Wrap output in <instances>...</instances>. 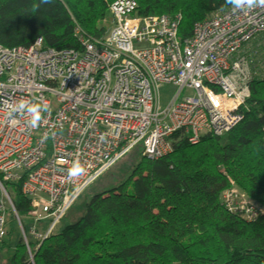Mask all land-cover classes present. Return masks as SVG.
Masks as SVG:
<instances>
[{"label": "built area", "instance_id": "2783aa9c", "mask_svg": "<svg viewBox=\"0 0 264 264\" xmlns=\"http://www.w3.org/2000/svg\"><path fill=\"white\" fill-rule=\"evenodd\" d=\"M109 12L103 41L76 32L79 51L43 50L40 39L27 48L0 46V240L8 212L24 234L7 183L20 182L30 199L28 234L43 240L82 191L132 150L156 160L169 152L173 134L182 132L194 146L224 135L247 111L244 55L264 34V7L212 13L182 41L179 16H140L133 0L114 1ZM160 85L175 88L162 110ZM22 98L50 105L38 127L26 112L9 119V105ZM75 159L85 171L69 179ZM224 203L246 221L258 217L231 194Z\"/></svg>", "mask_w": 264, "mask_h": 264}, {"label": "trees", "instance_id": "16d2710c", "mask_svg": "<svg viewBox=\"0 0 264 264\" xmlns=\"http://www.w3.org/2000/svg\"><path fill=\"white\" fill-rule=\"evenodd\" d=\"M114 1L0 0V46L27 48L40 39L43 50L79 51L76 32L90 42L104 40L102 24ZM133 1L140 16H179L181 41L195 23L231 7L226 0ZM244 57L249 97L237 125L194 146L177 132L168 139L169 152L156 160L139 150L123 180L93 194L77 220L46 239L26 233L30 199L20 182L7 183L27 245L20 234L13 242L19 231L8 212L0 264H264V34ZM226 194L258 217L248 222L232 213Z\"/></svg>", "mask_w": 264, "mask_h": 264}, {"label": "rangeland", "instance_id": "374dc122", "mask_svg": "<svg viewBox=\"0 0 264 264\" xmlns=\"http://www.w3.org/2000/svg\"><path fill=\"white\" fill-rule=\"evenodd\" d=\"M102 25L108 31L111 29V26H112L111 13L109 14V17H107V19L104 21ZM159 92H160V108L162 110L164 107L167 106L168 102L170 101L173 94L175 93V88L172 86H168V85H160ZM139 150L140 149L137 148L135 149V151H132L130 154L123 157L115 165H113L105 173V175H103L97 182L93 183L88 188H86L84 191H82L79 198L75 200L71 208H69V210L65 213L63 219L56 225V227L54 228V232H56L62 226L71 224L75 220H77L79 216L81 215V213L83 212V208H84L83 206L85 202L89 200L93 194L100 192L103 189L108 188L109 186H115L118 182L123 180L129 174L132 164H135L140 159V156H136ZM26 231H27L26 233L28 234L27 229ZM26 233L22 234L19 231L18 234L16 235L14 234L15 239L13 240V242L16 240V238H19V234H20L21 239L23 240L24 244L27 245V240H26L27 234Z\"/></svg>", "mask_w": 264, "mask_h": 264}, {"label": "clouds", "instance_id": "9594fccd", "mask_svg": "<svg viewBox=\"0 0 264 264\" xmlns=\"http://www.w3.org/2000/svg\"><path fill=\"white\" fill-rule=\"evenodd\" d=\"M234 11L250 12L256 7H264V0H226ZM8 117L10 120L15 119L17 113L26 112L30 116V124L33 128L39 126L43 113L50 111V105L39 98L20 99L18 102L9 105ZM85 169L79 159L72 161L67 175L69 179L77 178L84 173Z\"/></svg>", "mask_w": 264, "mask_h": 264}]
</instances>
